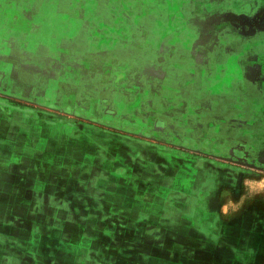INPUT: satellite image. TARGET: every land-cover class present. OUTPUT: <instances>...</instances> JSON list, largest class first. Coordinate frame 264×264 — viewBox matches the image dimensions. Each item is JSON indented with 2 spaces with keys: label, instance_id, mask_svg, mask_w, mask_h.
Listing matches in <instances>:
<instances>
[{
  "label": "rangeland",
  "instance_id": "obj_1",
  "mask_svg": "<svg viewBox=\"0 0 264 264\" xmlns=\"http://www.w3.org/2000/svg\"><path fill=\"white\" fill-rule=\"evenodd\" d=\"M57 4L0 58V264H264V0Z\"/></svg>",
  "mask_w": 264,
  "mask_h": 264
},
{
  "label": "crops",
  "instance_id": "obj_2",
  "mask_svg": "<svg viewBox=\"0 0 264 264\" xmlns=\"http://www.w3.org/2000/svg\"><path fill=\"white\" fill-rule=\"evenodd\" d=\"M57 2L58 0H0V58L13 57L12 52L15 50L30 55L27 50L34 49L46 52L45 56L49 58L56 55L57 49L71 48L73 41L70 31L67 28L60 29L57 25V21L67 24L69 13L56 11ZM121 46L112 45L113 48ZM28 58L32 57L26 56V59ZM252 69L253 65L248 66L246 72L244 71V77L258 83L256 77L249 73Z\"/></svg>",
  "mask_w": 264,
  "mask_h": 264
},
{
  "label": "flooded vegetation",
  "instance_id": "obj_3",
  "mask_svg": "<svg viewBox=\"0 0 264 264\" xmlns=\"http://www.w3.org/2000/svg\"><path fill=\"white\" fill-rule=\"evenodd\" d=\"M244 157H246V153L244 152Z\"/></svg>",
  "mask_w": 264,
  "mask_h": 264
}]
</instances>
